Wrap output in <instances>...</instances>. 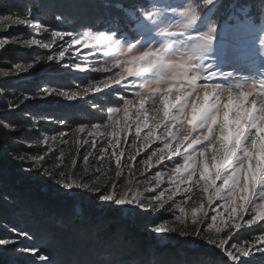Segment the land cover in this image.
<instances>
[{"label":"rangeland","instance_id":"374dc122","mask_svg":"<svg viewBox=\"0 0 264 264\" xmlns=\"http://www.w3.org/2000/svg\"><path fill=\"white\" fill-rule=\"evenodd\" d=\"M40 1L53 3L48 10L56 11V17L61 16L60 8L54 7L56 0ZM116 5L123 4L119 2ZM208 7L204 0H182L173 4L158 2L147 7L129 8L128 11L136 16L140 25L128 24L131 34L125 36L104 29L98 24L89 25L85 16L75 17L80 18L76 25H61L56 28L50 23L44 24L34 10H31L30 25L16 22L25 16L0 13V16L13 17L12 20H0V80L13 78L26 82L36 79L35 92L25 93L22 99L50 110L61 108L68 115L59 119L34 118L33 115H27L32 121L43 120L44 124H36L32 128L39 136L20 141L25 149L19 147L22 152L12 155V163L16 169L13 176L11 173V177L27 193L30 191L26 186L35 182L44 194L42 198L79 200L86 204L92 213L93 210H103L120 214L121 218L127 219V224L129 222L140 231V237L145 234L144 240L154 241L158 245L171 242L182 247L205 248V253L200 254L193 250L182 256L191 260V263L202 264L205 260L210 264H236L226 255L227 251H233L239 264H264V252L261 251L264 249V241L259 239L264 236V220H256L251 225L247 223L256 210L253 204L264 201L254 199L249 203L248 212L242 218L239 215L233 217L231 208L228 207L231 204L228 191L225 189L218 196L215 192L217 188H223L222 180L217 181L208 192L203 190L205 182L200 178L199 172L203 169L204 157L197 154L203 151L207 142L194 145L193 148L186 147L188 142H177L187 134L184 129L189 126L186 121L181 123L172 119L173 116L181 115L179 104L184 102L177 101L176 98L192 93L186 101L191 104L195 103L196 95L203 96L202 91L194 92L188 84L191 75L196 74H189V77L185 78L177 77L175 73L168 71H149L141 72L139 76H128L125 71L129 67L134 70L147 67L144 62L134 64L130 61L145 51L156 52L157 49L166 50L163 55L166 63L184 64L191 54L189 45L195 43L187 41L186 37L205 32L211 25L216 28V40L213 42L210 58L204 62L205 66L210 63L213 65L211 71L233 74L227 80L219 75L214 80L221 83H244V88L239 89L244 91L251 87L253 81L258 82L264 78V29L260 30L254 24L249 28L239 26L243 32V41L250 45L246 55L248 58H239L236 56L237 49L232 45V30L225 34L227 43L222 47H215L221 37L223 22H217L215 18L210 17L202 19L201 14ZM149 14H152L151 20L147 19ZM193 17H196V20H193ZM185 29L187 31L183 38L170 35L172 32H185ZM53 32H61L64 35L54 37L51 35ZM101 35H113V41L119 39L120 43L97 44L92 40V37ZM74 36L80 37L81 43H70ZM145 39L150 42L144 44ZM33 40L49 43L50 47L45 49L40 44L31 43ZM86 43L88 46H85ZM7 50L34 56L14 60L13 56H6ZM60 51H65L62 60L59 57ZM49 57L52 59L49 60ZM254 59L259 61L256 63ZM204 74L202 71L198 75L203 78ZM44 75H49L50 81H46ZM161 77L166 82L158 83ZM203 82V79L197 81V87H201ZM168 88L173 91L168 93ZM2 90L0 87V100H4L7 107L0 105V126L10 128V123L3 115L7 111L12 112L14 106L8 101L9 96L1 94ZM165 94L170 100L167 119L163 114ZM69 96L72 98L69 99ZM96 100L100 103L93 104ZM141 100L144 101L143 108L140 106ZM80 104H86L89 110L76 111L74 107ZM190 110L187 109L188 112ZM49 123H56L59 127L54 130ZM157 124L160 126L156 127ZM165 124L168 125V130L176 133V139L167 136ZM137 128L140 129L139 136L136 134ZM201 131L198 128L191 135L198 136ZM44 141H47V144ZM34 143H39L40 152L31 151ZM165 143L170 144L171 149H165ZM121 153L123 155H120ZM41 155L45 157L44 161L34 164L33 157ZM117 156L120 158L119 166L116 163ZM161 156L164 157L163 160L160 159ZM20 157L24 159L21 160ZM186 157H195L196 162V173L190 178L188 171H185ZM208 157L211 169L214 164L211 161V149ZM177 168L181 171L176 172ZM69 181L87 184L88 187L63 189V183ZM3 185L0 181V186ZM110 192H115L118 196L126 195L128 198L136 197L140 204L118 206L113 202L98 199L101 193ZM8 193L6 190L0 192V241H8L6 244H0V264H49L53 260L55 262L57 258L53 257V254L56 250L54 251L52 246L58 244H61V250H64L67 256L73 254L72 252L78 255L79 252L75 251L72 244H75L79 237L80 241L89 242L88 252H84L87 254L85 257L93 254V246L97 244L94 234L86 239L88 234L78 233L79 224L73 225L72 221L48 218L45 213L41 214L39 204L33 207H38L36 217H33L34 213L28 212L29 224L37 237L45 242L46 251L41 247L32 246L30 242L35 241L34 238L21 228L24 221L6 210L11 203H15ZM235 199L236 204L242 203L239 194ZM213 215L216 216L215 222L211 220ZM84 219L81 223L87 222L86 216ZM236 223L240 224L239 228L234 226ZM160 225L174 231L156 233L155 228ZM217 228L220 229L219 232ZM117 234L119 235L114 239L120 246L125 241L123 235L137 236L126 226ZM209 239L216 240L217 244L209 243ZM219 240L227 241L224 249L218 247ZM232 245L237 247L233 248ZM139 248L137 245V249ZM239 248H246L249 255L244 256L239 252ZM169 253L170 250L165 249L161 256ZM203 254L205 256H202ZM40 255L45 256L44 261L39 260ZM61 259L59 264H67L68 259L64 254Z\"/></svg>","mask_w":264,"mask_h":264},{"label":"trees","instance_id":"16d2710c","mask_svg":"<svg viewBox=\"0 0 264 264\" xmlns=\"http://www.w3.org/2000/svg\"><path fill=\"white\" fill-rule=\"evenodd\" d=\"M180 1L182 0H56L54 7L60 8L59 13L61 15L59 19H57L56 11L48 10L53 4L49 1H43L45 3H41L40 0H0V13L26 16L29 10H34L38 13L39 18H41L40 20L44 22V24L50 23L56 28L61 27V25H66L68 27L76 25L79 23L80 18L75 17L85 16L84 18L87 19V24H98L104 29L115 31L119 34L122 33V35L125 36L131 34L130 28L127 27L128 24L133 26L140 25V23L137 22L136 16L128 11L129 8L147 7L158 2L173 4ZM119 2L123 5H116ZM201 17L202 19L207 17L212 19L215 18L217 22H223L221 37L216 42L217 44L215 47H222L225 45L227 43L224 39L225 34L228 30H232L234 39V44L232 45L234 49H237L236 56L245 59L248 58L246 55L250 50V45L243 41V32H241L239 26L249 28L251 24H254L260 30L264 29V0H219V3L215 2L214 6H209L204 10ZM5 54L6 56H13L14 60L20 57L29 59L34 56V54L28 55L25 52L21 54L12 50L5 51ZM258 61L259 59H254V62L257 63ZM41 75L43 74H40V76ZM44 76H46V81H50L49 75ZM53 78L54 77H52V79ZM36 86V79L26 82H19L13 78H4L0 80V87L3 89L1 94L3 96H9L8 101L14 106L12 112L9 113V111H7L8 113L6 112L3 115V118L10 123L11 127L7 128L6 126H0V181L4 184L0 186V192L6 190L15 201V203H11L6 210L12 216L15 217L18 215L19 218L24 221V225H22L21 228L29 232L30 236L35 240L30 242V244L32 246L41 247L43 251H46L45 242L41 241L40 237H37L36 232L32 231L29 224L28 212L30 214L34 213L33 217H36V210L38 207H33L39 204L41 214L45 213V215L51 219L59 218L61 219L60 221L63 219L67 222L72 221L73 225L76 223L79 224L78 233L88 234L86 239H88V237L91 238L92 234H94L97 243L93 246V254L89 257H85L87 254L84 253L88 252L89 242L80 241L81 237H79L75 244H72L75 251L79 252V257L75 255V252H72L73 254L70 252L71 255L67 256V253L61 250V244L54 245L52 247L53 250L56 251L53 257L57 258L55 261L56 263L53 260L49 264H59L58 262L60 260L62 261L61 256H63V254L66 259H68L67 264H128L129 262H132V264H197L195 262L191 263V260L189 261L186 258H182V256L187 255L193 250L194 252L196 251V253H205V248L202 246L192 248L182 247L181 245H175L171 242L167 245H158L154 243V241L144 240L145 234L143 237H140V231L129 222L127 224V219L121 218L120 214L116 215L112 212L108 213L103 210H93L92 213L91 209L79 200L62 201L57 197L42 198L41 196L44 194L35 182L26 186V189L29 190V193L32 195H28L29 193L22 190L24 188L20 184H17L11 177V173L13 176L16 169L15 164L12 163V155L22 152V149H19V147H24L25 149V146L20 142L21 140L39 136L32 129L36 124H44L43 120L35 119V121H32L27 115H33L34 118L54 117V119H59L67 115V112L62 111L61 108L50 110L47 107H40L37 104L26 102V99H22L25 97L23 96L25 93L35 92ZM3 101L0 100V105L6 108L7 103ZM95 103L100 102L96 100L93 104ZM74 109L76 111L78 110V112L83 111V109L89 110L86 104L77 105ZM48 125L54 130L59 127L56 123H49ZM27 127H31V129ZM33 145L34 147L31 148V151L35 153L40 152L41 146L39 143H34ZM50 214L53 216L51 217ZM85 216L87 217V222L85 223L84 221L81 223ZM1 218L4 217L1 216ZM124 223H126V225ZM124 226L128 227L129 230L137 236L139 235V237H131L129 234H125L123 235L125 241L120 246L118 245L119 242L114 238L119 235L117 233H119ZM59 237L62 236L59 235ZM126 238L128 239L126 240ZM135 238L138 239L130 242ZM83 243L84 245H82ZM98 244H100V246H98ZM137 245L140 247L139 249L142 250L137 249ZM165 249H169L171 253L166 256H161V253L165 251ZM141 251L145 253H141ZM101 254H104V256ZM202 256L205 255L203 254ZM125 258H127V260ZM202 264L210 263L204 260Z\"/></svg>","mask_w":264,"mask_h":264},{"label":"snow or ice","instance_id":"6c2138e0","mask_svg":"<svg viewBox=\"0 0 264 264\" xmlns=\"http://www.w3.org/2000/svg\"><path fill=\"white\" fill-rule=\"evenodd\" d=\"M208 6H214V0H204ZM219 3V0H216ZM32 13L28 11L25 18L16 21L17 23L30 25ZM11 15L0 16V20H12ZM59 19V17H57ZM147 19H152V14H149ZM196 20V17L192 18ZM192 21H189L191 24ZM185 32H172L170 35L173 37H185ZM216 28L209 26L207 31L198 33L197 35H188L187 41H195L190 44L191 54L188 60L184 64L166 63L163 59V55L166 54V50L157 49L156 52L151 50L143 52L142 55L135 57L130 63L137 64L144 62L147 67H140L137 70L129 67L125 71L128 76H139L141 72L149 71H168L176 74L177 77H189V87L194 92H203V96L196 95L195 103L188 104L186 101L192 93H188L187 96L182 95L177 97V101H184L179 104L180 116H173L174 121H180L183 123L186 121L189 127L185 128L184 131L187 133L183 136L182 140L177 141L178 143L186 144L187 148H193L197 144H207L204 146L203 151L197 155L203 156V169L199 172L200 178L205 182L203 190L208 192L209 188L216 185L219 180L223 181V188H217L215 190L218 196L225 189L230 194L231 204L228 207L231 208V215H239L241 218L248 212V205L254 199L264 201V78L259 81H253L251 87L248 90L240 91L239 89L244 88V83H221L214 80L217 75L224 77L226 80L232 77V73H217L211 71L213 68L212 64L205 66V61L210 58V54L213 52V42L216 40L215 33ZM122 34V33H121ZM54 37H62L64 34L61 32L51 33ZM92 40L97 44L114 42L119 44V39L113 41V35H101L99 37H92ZM77 44L81 43V39L78 36L72 37L69 41ZM148 39L143 41L144 44L149 43ZM33 44H40L41 47L47 49L50 47L49 43H41L40 41H31ZM139 43V41H138ZM264 43V41H262ZM85 46H88L87 43ZM171 46H169V49ZM65 51L59 52V57L62 60L64 58ZM52 57H49L51 60ZM204 72L203 78L198 74ZM203 79L201 87H197V81ZM158 83H164L166 81L161 77ZM259 91H256V89ZM236 89L237 91H234ZM172 88H168L167 92L171 93ZM179 91V89H177ZM63 95H67L63 93ZM69 99L72 97L69 96ZM163 114L167 119L169 117V105L170 100L168 95H164L163 100ZM141 108L144 107V101L141 100ZM190 108V112L187 109ZM183 117V120H181ZM159 127L160 125H155ZM167 130V136L176 139V133L168 130V125H164ZM201 129L200 135L192 136L191 133ZM123 130V129H122ZM140 129L137 128L136 134L139 136ZM151 136V131L149 132ZM147 139V137H146ZM47 144V141H44ZM165 149H171V145L165 143ZM209 149H211V161L214 162L210 169V160L208 157ZM163 151V149H161ZM176 151V150H173ZM120 155H123L121 153ZM21 160L24 157H20ZM45 157L43 155L33 157V163L43 162ZM164 159L163 156L160 157ZM185 171H188L189 178L196 173V162L195 157H186ZM191 160L192 163H187ZM116 163L119 166L120 158L117 156ZM181 169L177 168L176 172H180ZM119 175V172L117 173ZM65 190L87 188V184L65 182L62 185ZM115 187V186H113ZM91 190V189H90ZM239 194V198L242 200L241 204H236L235 197ZM103 202H113L115 205H133L140 204V200L136 197L128 198L125 196H118L115 192L101 193L98 197ZM253 208L256 209L251 219L247 221L249 225L255 223L256 220H264V203L253 204ZM239 209V212H238ZM177 219H180L177 217ZM211 220L215 222L216 216L213 215ZM195 222V221H194ZM236 228L240 227L239 223L234 225ZM174 231V229L166 228L164 225H160L155 228L156 233H165ZM220 229L217 228V232ZM27 234H25L26 236ZM199 235V233H197ZM264 241V236L259 238ZM211 244H217L214 239H209ZM8 241H0V244H6ZM226 240H219L218 247L224 249ZM236 248V245H232ZM264 252V249H261ZM239 252L243 253L244 256L249 255L246 248H239ZM226 255L231 258L233 262L239 264L237 255L233 251H227ZM40 261L45 260V256H39Z\"/></svg>","mask_w":264,"mask_h":264}]
</instances>
